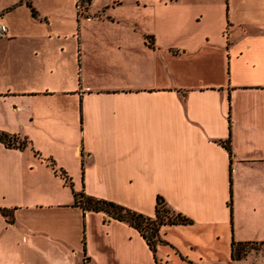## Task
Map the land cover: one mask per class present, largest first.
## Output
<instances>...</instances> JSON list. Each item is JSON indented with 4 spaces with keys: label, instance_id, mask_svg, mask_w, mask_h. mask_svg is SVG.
I'll return each instance as SVG.
<instances>
[{
    "label": "crops",
    "instance_id": "crops-1",
    "mask_svg": "<svg viewBox=\"0 0 264 264\" xmlns=\"http://www.w3.org/2000/svg\"><path fill=\"white\" fill-rule=\"evenodd\" d=\"M31 1L0 0V130L26 140L0 141V264H243L232 241L264 243V11ZM80 190L148 215L160 195L191 222L153 251Z\"/></svg>",
    "mask_w": 264,
    "mask_h": 264
},
{
    "label": "trees",
    "instance_id": "trees-1",
    "mask_svg": "<svg viewBox=\"0 0 264 264\" xmlns=\"http://www.w3.org/2000/svg\"><path fill=\"white\" fill-rule=\"evenodd\" d=\"M26 3L29 6H31L32 13L35 15L36 12L34 6L32 5V1L26 0ZM16 136L17 135L15 133H10L8 131L0 130V141H3L6 145L9 146L16 144L19 146L24 145L26 140L23 139L17 142ZM223 143L226 144L228 150L230 151V144L228 139L223 140ZM61 173L64 174L63 171H61ZM64 177L66 181H68L71 184L70 179H68V177L65 174ZM74 202L80 205L84 209L103 210L109 216L126 220L140 231V233L144 236V238L146 239L147 243L149 244L150 248L153 251H156V246L159 243L164 242V239H162L159 232L160 226L162 224L191 222V219L188 216L184 215L180 211H177L176 209L168 205L165 199L160 195H158L156 198L154 215L145 214L141 211L132 209L116 201L90 195L81 190L74 191ZM0 212L6 214L9 220L13 219L12 214L9 213L6 208L0 207ZM242 243L245 242L235 241V240L232 241V253H231L232 257L234 258L241 257L239 253L235 254V251L236 250L239 251V245H241ZM191 264H196V263H191Z\"/></svg>",
    "mask_w": 264,
    "mask_h": 264
},
{
    "label": "rangeland",
    "instance_id": "rangeland-1",
    "mask_svg": "<svg viewBox=\"0 0 264 264\" xmlns=\"http://www.w3.org/2000/svg\"><path fill=\"white\" fill-rule=\"evenodd\" d=\"M53 2L54 0H37L38 5L47 6L48 8H50L51 5L54 4ZM237 4H240L241 7L243 6V3L237 2ZM251 5H252L251 12L253 13L264 11V0H251ZM53 10H55V8ZM74 14L77 15V9L75 5H74ZM65 16L55 15L54 18L56 24L60 25L61 23H65V25H72L74 20L71 19L70 13L66 14ZM250 20L253 22L260 21L261 18L259 17V13H256ZM236 253H239L241 256L238 259H245V261L241 262L243 264H264V243H255V242L242 243L241 245H239V251L237 250L235 251V254Z\"/></svg>",
    "mask_w": 264,
    "mask_h": 264
},
{
    "label": "built area",
    "instance_id": "built-area-1",
    "mask_svg": "<svg viewBox=\"0 0 264 264\" xmlns=\"http://www.w3.org/2000/svg\"><path fill=\"white\" fill-rule=\"evenodd\" d=\"M88 1L89 0H75V6L78 14H81V12L83 13L84 8L88 4ZM6 29H7L6 23L0 21V38L5 35Z\"/></svg>",
    "mask_w": 264,
    "mask_h": 264
}]
</instances>
